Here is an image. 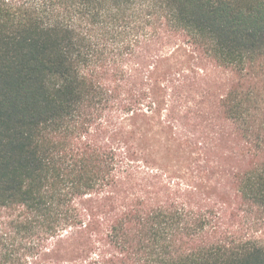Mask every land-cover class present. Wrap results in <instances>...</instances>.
<instances>
[{
	"label": "trees",
	"instance_id": "16d2710c",
	"mask_svg": "<svg viewBox=\"0 0 264 264\" xmlns=\"http://www.w3.org/2000/svg\"><path fill=\"white\" fill-rule=\"evenodd\" d=\"M264 0H0V264H264Z\"/></svg>",
	"mask_w": 264,
	"mask_h": 264
},
{
	"label": "rangeland",
	"instance_id": "374dc122",
	"mask_svg": "<svg viewBox=\"0 0 264 264\" xmlns=\"http://www.w3.org/2000/svg\"><path fill=\"white\" fill-rule=\"evenodd\" d=\"M227 206L230 210L231 215H235L232 219L234 227H239V239L241 238H252L257 239L262 245H264V220L259 219L257 221L256 214L251 215L245 209L239 200V211L234 200L227 198Z\"/></svg>",
	"mask_w": 264,
	"mask_h": 264
}]
</instances>
